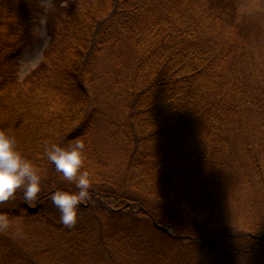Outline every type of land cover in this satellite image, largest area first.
I'll return each mask as SVG.
<instances>
[{"label":"trees","instance_id":"obj_1","mask_svg":"<svg viewBox=\"0 0 264 264\" xmlns=\"http://www.w3.org/2000/svg\"><path fill=\"white\" fill-rule=\"evenodd\" d=\"M52 5L0 0V128L44 173L35 204L0 213L47 243L32 263L264 264V35L238 3ZM43 20L48 46L21 79ZM74 139L93 183L69 228L49 193L77 189L44 149ZM148 198L200 224H166Z\"/></svg>","mask_w":264,"mask_h":264},{"label":"clouds","instance_id":"obj_2","mask_svg":"<svg viewBox=\"0 0 264 264\" xmlns=\"http://www.w3.org/2000/svg\"><path fill=\"white\" fill-rule=\"evenodd\" d=\"M86 144L74 139L66 146L51 143L45 146L44 155L62 173L65 181L74 184L77 190H55L50 199L60 212V221L71 228L77 223L81 205L90 198L92 173L85 167ZM43 170L18 148L16 138L7 128H0V204L21 196L26 205L35 204L40 198ZM8 214L0 213V232L9 230Z\"/></svg>","mask_w":264,"mask_h":264},{"label":"rangeland","instance_id":"obj_3","mask_svg":"<svg viewBox=\"0 0 264 264\" xmlns=\"http://www.w3.org/2000/svg\"><path fill=\"white\" fill-rule=\"evenodd\" d=\"M218 1V0H214ZM240 6L242 16L241 20L247 24L253 37L264 35V0H234ZM53 0H42L45 12L52 9ZM37 44L26 50L21 61L20 77L24 79L40 64L44 50L48 46L49 37L46 31V22H41L40 28L37 30ZM145 207L155 214L164 223H171L177 227H187L190 225H198L200 221L188 216L181 210L171 206L154 201L153 199L143 200ZM12 200L0 204V207L11 206ZM11 227L9 230L0 232V264H33L40 262L35 258L38 251L48 246L47 243L34 237V234L24 226L18 219L10 220ZM243 225L235 228V232L246 229L245 222ZM241 223V224H242ZM244 226V227H243ZM45 264L51 259L42 258Z\"/></svg>","mask_w":264,"mask_h":264},{"label":"water","instance_id":"obj_4","mask_svg":"<svg viewBox=\"0 0 264 264\" xmlns=\"http://www.w3.org/2000/svg\"><path fill=\"white\" fill-rule=\"evenodd\" d=\"M166 229H167V231H168V233L169 234H172V231H171V229L168 227V226H166L165 227ZM193 240H195V241H202L201 239H193ZM219 242V241H218ZM218 242H207L209 245H216Z\"/></svg>","mask_w":264,"mask_h":264}]
</instances>
